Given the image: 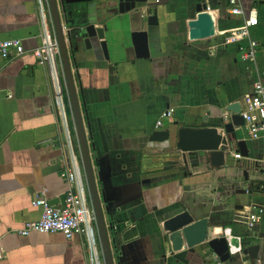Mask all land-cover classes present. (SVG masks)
Instances as JSON below:
<instances>
[{
    "label": "crops",
    "instance_id": "0c3cea01",
    "mask_svg": "<svg viewBox=\"0 0 264 264\" xmlns=\"http://www.w3.org/2000/svg\"><path fill=\"white\" fill-rule=\"evenodd\" d=\"M55 1L113 264H207L212 252L206 245L171 255L159 233L161 220L181 212L179 204L196 220L210 219L217 228L209 229L211 237L223 229L250 241L245 247L260 246L256 259L240 264H264V215L250 232L241 218L253 205L264 207V138L251 139L244 126L236 128L249 156L234 159V145L224 165L214 168L206 152H178L177 128L171 127L174 121L195 128L217 126L220 117L229 121L225 108L241 104L255 80L264 83V0H240L245 13L255 11L258 20L250 30L257 43L250 62L224 43L226 33L243 23L228 15L226 0H206L213 34L197 41L180 29L170 36L165 29L168 21L183 18L193 0H170L160 30L140 23L134 0ZM86 20L108 29L90 48L77 35ZM137 30L149 34V58L135 56L130 37ZM45 37L55 40L48 0H0V38L21 41L27 52L0 61V264H94L92 249L104 264L95 223L91 247L84 234L70 240L59 233L18 234L40 218L34 195L43 192L51 206L63 205L69 184L62 171L75 169L87 190L59 53L51 52L64 88L60 107L48 67L28 53ZM169 109L173 120L164 119L157 129ZM166 128L172 131L168 141L149 140ZM242 168L250 183L240 187L226 173L241 176Z\"/></svg>",
    "mask_w": 264,
    "mask_h": 264
},
{
    "label": "water",
    "instance_id": "95a60500",
    "mask_svg": "<svg viewBox=\"0 0 264 264\" xmlns=\"http://www.w3.org/2000/svg\"><path fill=\"white\" fill-rule=\"evenodd\" d=\"M119 1L121 2L123 0ZM48 4L62 64L65 89L70 99L78 137L81 160L87 182L88 197L95 216V226L102 248L104 264H113L108 240L109 234L95 184L88 144L66 50L63 27L59 19L56 1L48 0ZM136 4L140 5L136 10L140 16V23L145 21L147 27H154L160 30L162 27L160 21L168 13L166 8L170 4V0H134V5ZM143 9L146 10L145 16L140 13L141 11L143 12ZM213 28L214 22L209 13L206 0H200L197 3L193 0L183 18L177 19L176 21H168L165 25L167 35H173L180 29L182 32L188 34L191 41L209 40L213 34ZM107 32V27L95 28L94 23L89 20H86L85 23L82 22V25L77 28V35L83 40L86 48L91 47L92 40L102 41ZM148 39L149 34L147 31L137 30L131 34L130 40L137 58H149ZM240 110L241 105L239 102L229 104L225 108V112L229 114V121H225L224 117H220L217 126L214 127H179L178 121L172 122L171 127L177 128L175 132L176 150L183 154L206 152L209 155L210 165L214 168L224 165V158L229 154L231 147L234 145V153H239L241 157L247 158L249 153L246 142L243 139H239L235 130L236 128L240 129L244 126L242 116L239 115ZM171 134L172 131L170 128L156 130L151 133L149 140L151 142L168 141L171 138ZM245 178L247 179V175H245ZM179 208L181 212L166 217L158 225L159 233L167 242L171 255L186 251L193 253L196 247L206 245L209 251L218 258L220 263L230 261L232 264H240L238 260L232 261V257L228 252L226 238L221 235L223 229L217 231L215 236L211 237L209 235V229L214 227L216 230L217 228L211 223L209 218L196 220L182 204H179ZM259 248V245L245 247L242 251L243 256L254 260L258 257Z\"/></svg>",
    "mask_w": 264,
    "mask_h": 264
},
{
    "label": "built area",
    "instance_id": "2783aa9c",
    "mask_svg": "<svg viewBox=\"0 0 264 264\" xmlns=\"http://www.w3.org/2000/svg\"><path fill=\"white\" fill-rule=\"evenodd\" d=\"M228 15L233 17H242V26L238 29L226 33L224 43L233 45L243 62H250L255 59L257 43L250 37V30L257 25V15L255 11L245 13L240 0H226ZM59 53L56 40H48L45 37L42 40L41 47L28 52L33 55L41 66H47L50 75V85L55 100V104L60 107L64 95V88L60 76L55 69L54 56ZM27 52L21 41L6 40L0 38V61H9L18 58ZM241 105L239 115L242 116L244 127L251 139L258 140L264 138V83L257 79L252 84L251 93L246 95ZM174 110L169 109L163 112L156 122V128L162 127L164 119L173 120ZM227 119V116L226 118ZM234 159H241L239 153H233ZM61 178L67 181L69 189L66 192L63 205L60 207L51 206L45 198L44 193L34 195L32 205L41 208L40 218L31 223L25 224L24 228L18 231L21 236H27L30 233L40 234H61L65 239L70 240L77 235H86L89 240V247L94 243V234L92 224L95 223V216L92 211L88 192L78 178L76 170H65L60 174ZM264 215V207L253 205L241 216L242 223L250 232L252 228L261 221ZM226 238L228 252L231 257L235 255L243 256L245 244L243 237L226 233H221ZM249 238H258V236L248 235ZM3 259L0 253V260ZM90 259L94 264H98L97 255L90 250ZM207 264H220L218 258L211 253L207 258Z\"/></svg>",
    "mask_w": 264,
    "mask_h": 264
},
{
    "label": "rangeland",
    "instance_id": "374dc122",
    "mask_svg": "<svg viewBox=\"0 0 264 264\" xmlns=\"http://www.w3.org/2000/svg\"><path fill=\"white\" fill-rule=\"evenodd\" d=\"M235 162V164H236V162L237 161H234ZM240 163H243V161H240ZM239 163V164H240ZM241 166H244V164H241ZM254 166L252 165V166H250V168H248V169H252ZM241 169V168H240ZM227 172V171H226ZM244 172H245V168H242V172H241V176H239L238 174H236L234 171H230V173H226L228 176H227V178H229V179H232V181L236 184V185H238V186H240V187H242V186H245V185H248V183H250V182H248V181H246L244 178H245V176H244ZM247 173V172H246ZM249 234V233H248ZM246 236V235H245ZM244 238V237H243ZM254 240L255 239H257V238H253ZM243 242H244V244H246V242L249 244L250 243V241H246V239L244 238L243 239ZM205 248H206V251L208 252L209 251V249L207 248V246H205ZM236 260H238V261H247V263H249V260H248V258H246V257H241L240 255H235V256H233L232 257V261H236ZM251 263V262H250ZM223 264H232V262H230V261H228V262H225V263H223Z\"/></svg>",
    "mask_w": 264,
    "mask_h": 264
},
{
    "label": "flooded vegetation",
    "instance_id": "af4514ba",
    "mask_svg": "<svg viewBox=\"0 0 264 264\" xmlns=\"http://www.w3.org/2000/svg\"><path fill=\"white\" fill-rule=\"evenodd\" d=\"M195 3L200 2V0H194Z\"/></svg>",
    "mask_w": 264,
    "mask_h": 264
}]
</instances>
